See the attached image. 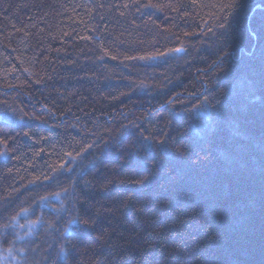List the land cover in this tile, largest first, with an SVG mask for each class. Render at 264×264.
<instances>
[{"label": "trees", "instance_id": "trees-1", "mask_svg": "<svg viewBox=\"0 0 264 264\" xmlns=\"http://www.w3.org/2000/svg\"><path fill=\"white\" fill-rule=\"evenodd\" d=\"M0 153V264H264V0H0Z\"/></svg>", "mask_w": 264, "mask_h": 264}, {"label": "snow or ice", "instance_id": "snow-or-ice-1", "mask_svg": "<svg viewBox=\"0 0 264 264\" xmlns=\"http://www.w3.org/2000/svg\"><path fill=\"white\" fill-rule=\"evenodd\" d=\"M241 5H239V4H230V5H227L226 7H228V8H230V9H236V8H239ZM228 15L229 16H232L233 15V12L232 11H230L229 13H228ZM220 27H224V25L223 24H221L220 25ZM175 51H177V52H179V51H182V49H175ZM161 55H163V53H161ZM154 58V56H147V57H139V59H153ZM0 155H4V153H0ZM69 223H71V221L69 222Z\"/></svg>", "mask_w": 264, "mask_h": 264}]
</instances>
